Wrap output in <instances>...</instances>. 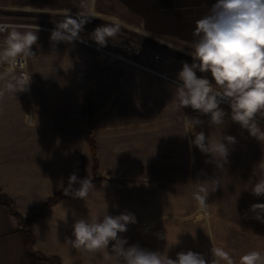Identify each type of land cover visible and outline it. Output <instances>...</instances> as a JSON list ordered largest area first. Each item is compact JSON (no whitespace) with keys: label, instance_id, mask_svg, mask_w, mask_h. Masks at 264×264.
Wrapping results in <instances>:
<instances>
[{"label":"rangeland","instance_id":"1","mask_svg":"<svg viewBox=\"0 0 264 264\" xmlns=\"http://www.w3.org/2000/svg\"><path fill=\"white\" fill-rule=\"evenodd\" d=\"M85 2L91 6V0ZM82 11L81 0H0V22L7 21L21 30L35 31L38 27V40L32 46L36 55L28 64L32 75L28 91L15 95L5 91L0 96V104L8 110L6 116L12 120L10 146L42 147L45 151L58 147L60 153L46 155L50 163H37V170L54 173L55 163L65 162L71 168L64 172L66 176L75 173L79 179H91L94 188L87 197L91 198L92 218L106 213L134 215L136 222L120 234L129 246L138 244L173 259L178 252L192 250L209 260L211 247H221L235 264L249 251L264 256V223L250 211L252 204L264 203V197L251 193L252 185L261 178L258 164L264 163V141L233 122L228 105H221L226 112L225 124L210 125L208 115L190 107L183 112L172 104L174 96L169 97L164 77L122 60L109 63L99 57L87 42L95 43L91 32L113 19L123 22L121 29L103 47L122 52L124 44L133 41L144 50L141 59L155 52L173 54L133 34L131 11L123 0H96V17L85 25L81 40L71 44L50 40L55 22L63 19L65 12ZM6 35L0 33V46ZM182 63L173 62L172 71L180 69ZM155 68L167 71L160 65ZM167 72L176 78V73ZM197 74L211 80L210 73ZM3 90L4 81H0ZM184 114L203 123L192 129ZM260 123L264 127V120ZM200 131L209 141L224 135L236 138L223 169L191 143L194 132ZM206 181L210 191L217 188L209 193L208 214L204 215L193 192ZM89 253L92 264H117L110 248Z\"/></svg>","mask_w":264,"mask_h":264},{"label":"clouds","instance_id":"2","mask_svg":"<svg viewBox=\"0 0 264 264\" xmlns=\"http://www.w3.org/2000/svg\"><path fill=\"white\" fill-rule=\"evenodd\" d=\"M95 2L91 6L81 0L84 11L72 14L65 12L64 18L55 22L50 40L73 43L81 40L80 34L91 19L96 17ZM122 21L113 19L111 23L97 26L92 32V41L100 46L114 38L120 31ZM38 27L35 31L21 30L20 26L0 25V33L6 32L0 46V81H4V92L13 95L28 91L31 76L26 71L29 60L36 53L32 46L37 43ZM194 36L198 37L194 50L186 53L192 62H183L174 80V102L178 110L190 107L194 111L210 117L209 124H225L226 112L221 107L227 103L231 120L246 129L258 141H264V0H216L209 14L195 22ZM211 74V80L207 75ZM214 82V83H213ZM186 125L195 129L203 123L199 118L184 114ZM191 143L202 153L209 155L217 168L223 169L228 163L229 146L236 138L224 135L222 139L209 141L203 131L194 132ZM260 177L251 187L256 197H264V163H259ZM255 168V167H254ZM256 175L253 170V176ZM205 183L198 184L193 198L198 210L208 214L209 193ZM79 184L74 189L73 185ZM218 186V184H217ZM94 188L89 178L79 179L73 173L68 177L65 195L85 200ZM254 218L264 223V203L250 206ZM132 214L109 215L102 218L78 219L73 224L72 237L68 243L75 249L95 252L109 249L117 264H235L232 256L221 247H211V259L192 250L181 251L176 258L160 251H151L138 244L128 245L120 234L127 231V225L135 223ZM264 256L259 251H249L242 255L239 264H261Z\"/></svg>","mask_w":264,"mask_h":264},{"label":"crops","instance_id":"3","mask_svg":"<svg viewBox=\"0 0 264 264\" xmlns=\"http://www.w3.org/2000/svg\"><path fill=\"white\" fill-rule=\"evenodd\" d=\"M215 2L216 0H123V4L131 11L133 34L154 42L158 50L173 52L170 55L172 63L167 71L174 75L180 69L172 71L173 62L176 64L185 62V58L192 59L186 53L194 50L198 39L194 36L195 22L209 14ZM144 74L151 75L147 72ZM162 80L160 81L166 86L169 97H173L174 81ZM185 110L186 108L183 112ZM7 112L5 104H0V188L15 200L24 216H31L51 194L68 185L70 175L66 176L64 172H69L71 168L64 162L55 163L54 173L37 170V163L42 166L49 164L50 159L46 155L59 154V148L45 151L42 147H11L12 120L10 115L6 116ZM52 164L54 163L51 162ZM81 218L92 219L91 198L82 200L63 194L52 206L51 212L33 224L32 231L36 237L34 249L48 256H59L60 264H92L89 251L77 250L68 243V239L73 238V224ZM18 225V217L0 204V264H29L20 233L11 232Z\"/></svg>","mask_w":264,"mask_h":264},{"label":"trees","instance_id":"4","mask_svg":"<svg viewBox=\"0 0 264 264\" xmlns=\"http://www.w3.org/2000/svg\"><path fill=\"white\" fill-rule=\"evenodd\" d=\"M91 150L95 154L96 146L94 142L91 144ZM63 191H65V188L55 192L52 196H50L38 212L32 214L30 217H23V215L17 209L15 200L7 193H4L0 188V204L4 205L9 213L18 217L19 219V225L13 228L11 232L20 233L25 250L27 252L29 264H40V261H44V264H60L61 259L59 256H48L34 249L36 237L32 231V226L40 217L46 216L51 212L52 205L62 195Z\"/></svg>","mask_w":264,"mask_h":264},{"label":"built area","instance_id":"5","mask_svg":"<svg viewBox=\"0 0 264 264\" xmlns=\"http://www.w3.org/2000/svg\"><path fill=\"white\" fill-rule=\"evenodd\" d=\"M0 25H14V24L12 23L10 24L9 22L4 21V22H0ZM87 43L90 47L96 50L99 57H101L102 59H104L109 63H114V61L116 60H122L138 69L146 70L152 74L164 77L167 80L174 81L176 79L173 76H170L167 71L165 72L163 70L155 68V65L158 66L160 65L161 67L164 68H168L171 65L172 60L170 56L166 54L155 52L148 54L146 58L141 59L144 55V50L140 45H138L133 41H129L125 43L122 52L113 51L92 42H87ZM32 50L36 53V50L34 49ZM26 71L29 74L28 67ZM222 104L228 105L227 103H222Z\"/></svg>","mask_w":264,"mask_h":264}]
</instances>
